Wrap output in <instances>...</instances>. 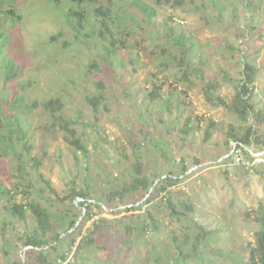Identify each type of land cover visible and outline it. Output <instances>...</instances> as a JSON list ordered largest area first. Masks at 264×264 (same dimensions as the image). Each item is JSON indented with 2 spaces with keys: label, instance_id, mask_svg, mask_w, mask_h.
Returning <instances> with one entry per match:
<instances>
[{
  "label": "rangeland",
  "instance_id": "1",
  "mask_svg": "<svg viewBox=\"0 0 264 264\" xmlns=\"http://www.w3.org/2000/svg\"><path fill=\"white\" fill-rule=\"evenodd\" d=\"M133 1L79 7L74 0H0L6 33L0 40V102L26 131L22 141L14 134L0 149V187L13 191L0 200V264H39L38 252L49 250L27 256L26 237L40 231L30 210L23 219L10 213L14 200L78 214L76 228L48 252L50 264H59L62 254L69 264H248L261 228L255 216L264 205V160L246 169L227 155L238 147L231 134H245L250 125L258 138L251 148L264 150V0H184L180 6L146 0L155 10L150 22ZM98 7L111 15L109 22L116 19L110 31L102 28ZM12 8L9 20L3 12ZM168 35L183 36L185 47ZM114 38L121 42L110 50ZM245 61L258 68L252 96L260 122L255 115L242 120L204 95L210 83L214 97L231 101ZM51 99H59L57 114L84 147L72 145L45 108ZM12 102L16 110H9ZM242 156L249 154L243 150ZM19 164L27 181L18 175ZM138 164L153 189L122 197L117 191L129 190ZM183 165L189 169L181 174ZM168 175L178 180L163 183ZM73 179L95 200L106 201L112 192L114 200L103 210L75 208L60 199ZM20 181H30L27 193L16 189ZM169 198L179 215L171 214ZM134 204L142 210H121ZM95 222L101 230L94 243L78 251ZM127 224L136 225L127 232Z\"/></svg>",
  "mask_w": 264,
  "mask_h": 264
},
{
  "label": "trees",
  "instance_id": "2",
  "mask_svg": "<svg viewBox=\"0 0 264 264\" xmlns=\"http://www.w3.org/2000/svg\"><path fill=\"white\" fill-rule=\"evenodd\" d=\"M87 1H95V0H74V2L77 3V5L80 7L82 3ZM172 2L174 5L180 6L184 2V0H168V2ZM133 6L139 11V13H142L144 19L148 22L152 20V18L155 15V10L151 4H149L146 0H134L132 2ZM184 4V3H183ZM15 9L12 8L9 11L3 12L4 14H7L9 17V20H12L13 17H15ZM73 13H80L79 10L75 9L72 11ZM97 12L100 13V23L102 24V28L109 29V24L111 22H116V19L110 18V22L108 21L109 17L111 16L108 12L103 11L101 7L97 8ZM19 19H21V15L18 16ZM3 16L0 15V40H2L4 37H6V33H4L3 30ZM103 29V30H104ZM169 38L173 41V45L177 46L180 45L182 48L185 47V41L183 36L179 35L171 37V35H168ZM121 41L117 38H114L109 41L110 43V50L118 48V43ZM186 54V51L183 52ZM183 57V56H182ZM11 69L15 70L14 67H11ZM12 74H15L16 72H11ZM258 73V68L249 62H244V67L242 70V77L237 83L236 86V92L234 97L231 99V101L227 102L222 96H215L213 95V88L211 85L213 84H206L204 86V95L205 98L211 102L214 105L222 106L230 111H233L236 113L242 120L249 121L251 116L255 115L260 122L262 117L259 116L258 112H256L255 104L253 103V88L252 86L256 82ZM156 93H151V97L154 98L156 96ZM1 100V99H0ZM92 105H95V98L90 100ZM4 102V101H3ZM2 103L0 102V149L2 148V144L7 141L14 140V134H16V138L18 141H22L25 138L26 131L24 130V126L22 124V121L20 120L19 116H16V114H5L2 108ZM61 107V103L59 99H51L45 103V108L50 112L52 117L55 121H59L61 123V127H63L66 132L68 133V140L72 145H75L76 147H84L81 143L80 138L77 135V131L70 125L68 120H63L61 114H57L59 112V108ZM16 110L17 106L12 102L9 106V110ZM212 126V125H211ZM210 126V127H211ZM210 130L207 131V135H210ZM257 134V131L254 129L253 125H250L247 129V132L242 135L238 134H231L233 135L234 139L238 143V147H241L244 149V152L246 154H249L246 151V147H250L254 140L258 141V138L255 137ZM8 147L13 148V143L9 144ZM0 155H4L3 153H0ZM141 165L138 164L134 168L139 174V176L136 178L135 182L130 185L129 190L124 189L123 191L119 192L117 191V194H120L122 197L125 196L126 193L129 191H138L141 189H145L147 191L150 190V179L149 177L143 173L141 170ZM19 177L23 180H26L25 171L22 164H19ZM188 166L183 165L182 167V173H185L188 171ZM160 178V176L158 177ZM178 180L177 176L168 175L167 178L161 179L163 183L173 185ZM46 184L50 186L51 182L49 180H45ZM21 185H24V188H21ZM31 186L30 181L27 184H24L23 182H16L15 187L16 189H23L24 192H28L27 188ZM75 179H73L71 184V191L66 196L60 198L63 201L70 200L73 203V206L78 207L79 205L87 208L88 212L90 210L89 204L97 206L101 210L105 208L109 204V201L114 200V192L107 193L106 195V201L102 200H95L91 197L90 192L85 188H78ZM163 190L166 191V185L161 186ZM22 190V191H23ZM159 189L154 190L159 191ZM53 192H56L52 188ZM116 193V192H115ZM13 195V191L7 187H0V200L3 197H11ZM77 198H82V201L79 203H76ZM153 198H155L154 194L147 199V203L152 201ZM169 208L170 212L173 215H179L180 212L177 209V204L169 198ZM133 203V202H132ZM180 205H182L184 208H191V205H189L187 202L182 201L180 202ZM10 213L14 216H17L19 218H25L26 212L30 210L36 218L38 228L40 232H35L33 234H29L26 237L25 245L30 246V249L27 252V256H30L32 253L37 251L40 248L48 247L49 250L39 251L37 254V259L39 264H50L49 262V251L56 250L59 247L60 241H61V235L65 233L66 231L76 228L77 222L79 220L78 214L74 212H71V209H63L61 212L56 211L53 212L51 209H48L45 206L40 205L38 202H16L15 200L11 203V206L8 207ZM192 209V208H191ZM123 211L128 210H142V206L133 205L126 207L124 209H121ZM88 215H92L91 213H88ZM256 219L260 222L261 228L255 233V242L251 244V249L249 253V261L248 264H264V205L260 206V208L256 211ZM8 223L5 221L4 225H7ZM136 225V224H135ZM135 225L127 224L125 225L126 231L131 232L133 227ZM4 229V226H3ZM101 230V224L100 222H95L93 225V231H91V234H86L80 241L79 245L77 246V250H82L84 247H88L91 244L94 243L95 238L94 234ZM144 230V227L142 228ZM62 258H66V254L61 255Z\"/></svg>",
  "mask_w": 264,
  "mask_h": 264
},
{
  "label": "built area",
  "instance_id": "3",
  "mask_svg": "<svg viewBox=\"0 0 264 264\" xmlns=\"http://www.w3.org/2000/svg\"><path fill=\"white\" fill-rule=\"evenodd\" d=\"M246 151L249 153V157H243L242 151L244 150L241 147L235 146L234 148V161L237 164L243 165L246 169H250L257 161H263L264 160V150L262 152H256L253 148L246 147ZM59 261H61L59 264H69V257L66 258H60Z\"/></svg>",
  "mask_w": 264,
  "mask_h": 264
},
{
  "label": "water",
  "instance_id": "4",
  "mask_svg": "<svg viewBox=\"0 0 264 264\" xmlns=\"http://www.w3.org/2000/svg\"><path fill=\"white\" fill-rule=\"evenodd\" d=\"M233 153H234V149H233L232 152H230L227 156H231ZM152 189H153V188H151L150 192L152 191ZM148 196H149V194H148ZM81 218H82V217H81ZM81 218H80V219H81ZM77 224H78V223H77Z\"/></svg>",
  "mask_w": 264,
  "mask_h": 264
},
{
  "label": "clouds",
  "instance_id": "5",
  "mask_svg": "<svg viewBox=\"0 0 264 264\" xmlns=\"http://www.w3.org/2000/svg\"><path fill=\"white\" fill-rule=\"evenodd\" d=\"M233 155V154H232Z\"/></svg>",
  "mask_w": 264,
  "mask_h": 264
}]
</instances>
